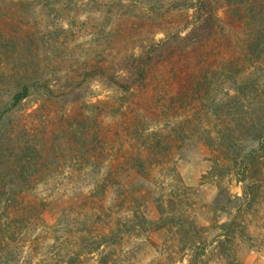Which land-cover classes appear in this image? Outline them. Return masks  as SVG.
I'll use <instances>...</instances> for the list:
<instances>
[{
	"label": "rangeland",
	"instance_id": "obj_1",
	"mask_svg": "<svg viewBox=\"0 0 264 264\" xmlns=\"http://www.w3.org/2000/svg\"><path fill=\"white\" fill-rule=\"evenodd\" d=\"M200 2L0 0V264H264V0Z\"/></svg>",
	"mask_w": 264,
	"mask_h": 264
},
{
	"label": "trees",
	"instance_id": "obj_2",
	"mask_svg": "<svg viewBox=\"0 0 264 264\" xmlns=\"http://www.w3.org/2000/svg\"><path fill=\"white\" fill-rule=\"evenodd\" d=\"M200 5L201 6L199 7V9H197L198 13H199V10H201L204 16L205 14L204 12H207L209 10V0H201ZM209 16H215V12L213 14L212 12H210ZM197 20H199V23L203 22L200 25L201 27H204L205 23L209 21V19L206 17H203V19L201 20L199 15H198ZM148 60H151V58L149 57L144 58V55L142 54H139L136 58H133V56H130L129 63H128V72H129L128 76L134 74L133 77L135 76V78L132 80H136V81H134L133 83L141 84L143 83L144 80H146L145 79L146 73H147L146 67L149 66V63H147ZM120 79H122V76ZM26 92H27V89L26 87H24L21 92L16 93L14 96V102H17V103L20 102L26 96ZM253 138H254L253 142L256 143L254 148L248 151H245V148H243L241 154L244 158H247L249 155L251 157V159L249 160L253 159L255 161L258 159L257 163H259V167H260V165L264 162L263 161L264 159V122L260 123V127L256 129Z\"/></svg>",
	"mask_w": 264,
	"mask_h": 264
}]
</instances>
